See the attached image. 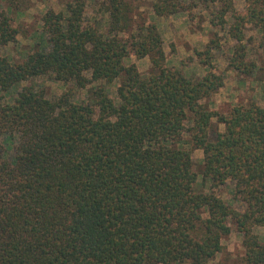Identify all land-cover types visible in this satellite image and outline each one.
<instances>
[{
  "label": "trees",
  "instance_id": "obj_1",
  "mask_svg": "<svg viewBox=\"0 0 264 264\" xmlns=\"http://www.w3.org/2000/svg\"><path fill=\"white\" fill-rule=\"evenodd\" d=\"M89 1L44 11L21 61L0 56V264H210L232 225L242 235L236 264H264L253 231L264 225V106L210 108L225 83L212 66L217 30L194 49L208 70L191 77L166 65L157 24L129 0H98L87 16ZM240 1L241 10L236 0L150 8L192 20L202 7L233 41L227 68L264 83V0ZM18 33L0 9V49ZM131 55L149 57L148 70L127 64ZM39 79L72 87L48 96Z\"/></svg>",
  "mask_w": 264,
  "mask_h": 264
},
{
  "label": "rangeland",
  "instance_id": "obj_2",
  "mask_svg": "<svg viewBox=\"0 0 264 264\" xmlns=\"http://www.w3.org/2000/svg\"><path fill=\"white\" fill-rule=\"evenodd\" d=\"M67 0H16V9L8 7L7 0H0V9H3L11 17V24L18 30L16 40L9 42L0 49V56H8L14 61H21L25 57V52L32 41L33 35L39 27L41 15L47 9L54 11L62 10ZM136 7L138 12H142L146 20H151L158 26L163 38V49L166 56V65L182 70L186 75L191 77H200L208 70L194 56L195 50H203L205 44L212 36V31L217 30L222 40V50L215 51V58L212 61L213 71L220 73L225 72V83L217 93L209 99L211 109L221 113H226L236 103L246 102L255 99V101L264 106V83L261 81L254 82V77L246 76L227 68L226 57L228 55V45L233 41L230 38H224V32L216 27L210 26L209 17L202 7L194 9V17L189 20L186 15H173L167 17L154 18L151 15L152 0H129ZM237 9L243 8V2L236 0ZM98 0H90L86 8L87 16H92L97 12ZM247 34H256L259 32L252 30ZM27 46V47H26ZM255 61L260 57L256 54L252 56ZM133 62L141 72L148 70L150 66L149 57L137 59L131 55L126 63ZM30 81H24L21 85L28 84ZM38 83L45 84V90L48 96L58 95L64 89L72 87L71 84L65 86L62 82L52 80H38ZM117 80L111 83L108 88L111 96L115 95ZM78 97L83 98L84 93H79ZM1 99H6L2 97ZM223 130V125L219 126ZM11 152V151H10ZM194 160V169L199 172L202 167L203 153L200 149L192 152ZM224 200L230 202L232 192L231 186H223L216 190ZM253 231L264 241V225L254 226ZM223 251L216 255L210 264H236L243 253L242 235L236 231L234 225L231 232L222 239Z\"/></svg>",
  "mask_w": 264,
  "mask_h": 264
}]
</instances>
